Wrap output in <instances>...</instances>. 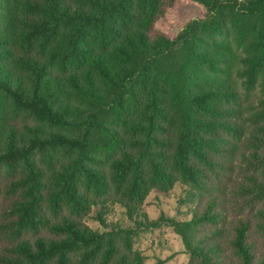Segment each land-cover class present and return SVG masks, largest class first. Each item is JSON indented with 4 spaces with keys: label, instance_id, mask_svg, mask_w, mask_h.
<instances>
[{
    "label": "trees",
    "instance_id": "obj_1",
    "mask_svg": "<svg viewBox=\"0 0 264 264\" xmlns=\"http://www.w3.org/2000/svg\"><path fill=\"white\" fill-rule=\"evenodd\" d=\"M175 1L0 0V264H144L134 230L83 220L107 228L110 204L132 217L178 183L207 192L238 118L261 149L240 188L254 222L221 228L210 201L171 223L190 264H264V0H191L206 14L170 38L156 24ZM235 75L257 90L246 116Z\"/></svg>",
    "mask_w": 264,
    "mask_h": 264
},
{
    "label": "rangeland",
    "instance_id": "obj_2",
    "mask_svg": "<svg viewBox=\"0 0 264 264\" xmlns=\"http://www.w3.org/2000/svg\"><path fill=\"white\" fill-rule=\"evenodd\" d=\"M205 14L206 9L198 3L191 0H176L172 6L165 8L156 28L173 38L188 22ZM208 72L215 76L221 74L218 69ZM225 80L236 94L228 106L242 111L246 116L248 98L252 99L257 90L236 75ZM238 121L243 129L239 135L225 134L228 139L227 147L215 157L216 165L214 171L209 173L207 192L198 193L190 186L178 183L168 192H151L139 212L132 217L122 205L110 204L103 211L107 228L96 218L94 212L83 222L99 231L114 227L134 230V249L141 253L144 264H190L191 256L171 221L179 223L191 221L210 201H214L215 211L223 216L219 221L221 228L230 227L240 218H250L253 223L250 211L243 206L244 196L241 195L240 188L246 186L251 175L258 174L252 167L250 158L253 152L261 149L255 146V140L251 137L253 123L243 122L241 118H238ZM213 228L215 226L203 224L195 228L194 234L199 236ZM252 237L256 240L259 254L264 257L261 234L253 233Z\"/></svg>",
    "mask_w": 264,
    "mask_h": 264
}]
</instances>
